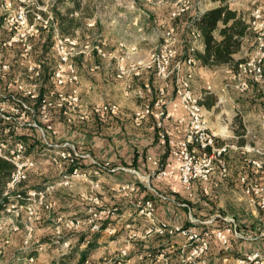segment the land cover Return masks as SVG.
Returning a JSON list of instances; mask_svg holds the SVG:
<instances>
[{
	"label": "built area",
	"instance_id": "built-area-1",
	"mask_svg": "<svg viewBox=\"0 0 264 264\" xmlns=\"http://www.w3.org/2000/svg\"><path fill=\"white\" fill-rule=\"evenodd\" d=\"M15 1L17 2L15 12L4 14L1 20V27L10 31L11 35L0 39V56L2 48L10 49L17 46L16 65L20 66L22 71L17 74L12 73L13 65L0 61V82H4L6 88H13L18 92L5 95L0 89V119L7 123L6 132L8 134L5 139H0V158L12 165L10 178L5 184L3 195L14 192L3 211L8 216V221L0 220V224L14 225V218L20 213H24L27 218L33 220V223L39 222L44 216L50 221L51 242L54 250L59 256H63L69 253L72 247V238L65 236V230L83 231L90 234L106 232L111 235L116 233L115 226L104 224L105 220L117 218L121 210L118 205H103L99 190V179L103 173L112 174L122 170L136 174L140 183L158 201H176L183 206L187 204L177 201L173 195L159 191L153 185V181L166 177H178L189 199L194 196L195 185L199 187L203 196L210 197L212 188L229 177L227 156L232 150H239L245 156V161L250 168L264 174V148L260 146L258 140H247L241 146L230 142H220L208 126L204 105L200 103L201 95L192 88L197 63L194 54L183 62L173 63L177 54V46H174L173 42L178 41L177 37H173L176 34L175 26L172 24L167 26L157 49L147 54L142 62L136 63L131 59L124 42L116 43V50L121 53L107 51L106 42L99 34L89 35L85 43L80 42L75 35H65L59 32L53 22L54 16L50 6L49 11L36 8L34 13L24 0ZM11 5V0H6L4 7ZM184 11L186 10L183 7L178 8V11L173 13V17ZM247 22L249 30L255 34L253 47L244 59L238 61L236 71L230 68L233 73L235 72L232 77V86L240 93L249 90L250 82L264 83V5H260L258 0H251V11ZM38 24L43 29L39 30ZM49 28H52L51 47L56 61L48 78L49 87L40 93V87L43 84L40 79L42 62L33 60L31 40L39 31ZM190 34L197 38L200 36L197 30H192ZM196 46L195 44L191 46V52L197 49ZM80 55L86 57L95 55L99 59L112 57L115 62V78L120 81L138 76L142 71L151 72L162 81L156 91L149 82H145L143 88L135 92L136 97L141 101L133 110L131 123L135 127H140L150 115H153L157 142L166 150L168 158L173 162L171 167H168L160 158L148 156L147 160L152 168L147 174H139L133 168L113 167L109 162H101L89 153H84L81 146L70 141L57 142L49 139V133L53 136L57 135L54 126L46 122L48 112L53 107L61 110L68 123L84 122L92 117L104 119L120 113L119 105L114 102L100 101L90 106L82 104L81 76L75 63V58ZM98 68L96 63L89 66L90 71ZM170 79H173V97H167L168 88L171 86ZM129 87L130 85H126L125 93H129ZM207 89H211L210 86H207ZM152 94H155V99L150 103L148 97ZM27 98L31 102L39 100V117L41 121H45L43 125L33 119L35 110L33 104L26 100ZM170 108H180L184 113L174 114ZM30 115H32L31 118H29ZM260 117L264 129V107ZM24 126H31L38 130L43 142L40 151L41 159L58 168V179L54 183L43 184L40 188L18 191L19 186L27 180L29 172L37 167L36 158L27 153L26 143L13 134V131ZM80 158L88 159L91 164L88 169H82L76 165ZM65 165L71 168L67 169ZM75 180H86L90 186L89 190L80 194L84 205V217L54 213L51 199L54 190L57 187L69 186ZM239 185L250 203L264 215V182L242 175L239 178ZM115 191L118 196L127 200L133 209L132 215L136 216V222H141L139 225L141 227H135V220L126 221L124 224L126 233L123 235L124 245L117 253L97 260L88 257L83 264H130L128 251L132 242L146 241L152 237L161 239L160 246L162 244L176 245V239H179L175 247L177 248L175 260H171L162 249L155 253L147 251L146 255L144 254L152 261L162 264H209L208 254L213 242H216L219 250L223 252L218 261L213 264H264V248L249 250L235 256L227 254L231 250L232 237L262 239L264 229L254 236L248 235L247 237L240 233L236 219H226L218 215L224 221L219 225L214 224V218L201 220L190 213H188V218L191 225L170 223L157 216L153 199L137 196V182L120 183ZM172 193H176V190L173 189ZM28 236L23 240L25 248L32 246L29 242L30 234ZM84 242L89 243L90 239L87 237ZM33 246L42 248V244L38 242H34ZM29 260L32 261L31 264H38L34 256H30Z\"/></svg>",
	"mask_w": 264,
	"mask_h": 264
},
{
	"label": "rangeland",
	"instance_id": "rangeland-1",
	"mask_svg": "<svg viewBox=\"0 0 264 264\" xmlns=\"http://www.w3.org/2000/svg\"><path fill=\"white\" fill-rule=\"evenodd\" d=\"M5 1L6 0H0V14L4 15L14 13L17 2L15 0H11L12 5L5 8ZM24 1L28 4L29 8L33 9L34 13L36 12V8H43L45 11H49L51 4H55V0ZM197 2L198 0H81V6L83 9L73 12L72 14L77 21L76 26L73 28V35L77 36L80 42L85 43L89 35L99 34L102 39L105 40L106 49L110 53H121L116 50V43L122 41L124 42L131 59L136 63L142 62L143 58L147 54L153 53L157 49V46L163 39L162 35L165 33V28L172 24L171 22L174 18L173 13H176L178 8L181 7L185 10H193L194 7H198ZM258 3L260 5H264L263 0H258ZM63 5L64 7L71 6V2ZM38 27L39 30L43 29V27L39 24ZM39 32L37 34H39ZM173 37H177V34H175V36L173 35ZM50 42L52 45V39ZM173 44L174 46H177V43L173 42ZM50 52H54L52 48L49 50V53ZM35 57L36 54L33 49L32 58L34 61L39 62ZM43 62L45 66L50 65V61L48 60ZM75 63L81 76L82 104L90 106L91 104L99 101L114 102L119 105V112L121 114L123 113L124 116L128 115V118L132 116L135 106L141 101L136 97L135 92L138 89L143 88V84L145 82H149L153 85V87H155V91L159 85L162 84V81L157 79L153 73H148L146 71H142L140 75L132 76L126 81L115 80V62L112 57L99 59L95 55H92L91 57L80 55L75 58ZM92 63L98 64L99 68L95 71H90L89 66ZM53 64L54 63L50 66ZM202 70L204 69H198V67L195 69L192 88L196 90L195 92L197 94L201 95V99L213 100L214 105L211 111H208V109L204 106L206 116L211 119L209 120H218L222 122L223 125L227 126L226 128L229 131L233 130L235 135L238 136L237 139H240L239 136L244 133V124H246L251 130V133L246 137V140L251 141L256 139L260 141L259 143L261 146H264V131L261 125L260 117V113L264 105L261 98L256 96V89L252 86L253 82H250V88L248 91L240 93L232 86V77L235 72L233 73L230 68L227 67V70L226 68L217 69L215 73H206ZM21 71L22 69L18 65H14V67H12V73L17 74ZM172 81L173 79L169 80V84L171 86L173 85ZM222 84L225 85L228 90L223 92L224 98L222 101H219L217 99V95H219L218 92ZM126 85H130L128 88L129 93H125L124 88H126ZM207 86H210L211 89H207ZM120 113L118 115H120ZM124 123L127 129L134 128L131 123V118ZM131 135L132 134H130V136ZM253 135L255 137H253ZM100 160L111 159L101 157ZM147 163L148 167L152 168L150 163ZM39 165L42 166V170H45L47 166H53L54 170L58 173V168L46 162V160L39 163ZM44 166L46 167L44 168ZM34 169L35 168L32 170ZM45 173H48V171ZM32 177L33 179L30 181L31 183L41 186L43 185V180H39L37 175H33ZM99 180L100 195L104 197L109 192L107 188H104L107 183H102V179ZM153 185L157 189L163 191L171 187L169 180H164L163 183L162 181L153 182ZM172 186H174V184ZM89 188V183L86 180L78 182L74 181L69 186L58 187V189L51 195V199L53 201V212L56 208L60 212L68 213L70 216H78L81 212V208L84 207L80 194L83 191L89 190ZM194 188H196V185ZM179 190L182 194L180 196L181 202L187 204L184 205V207L189 208L191 205V199H189L184 193L185 190L183 186L182 188L180 187ZM236 190L237 191L235 192L226 194L225 192H221L224 195L221 196V200H218L219 197L217 199L218 201L215 199V204H218L220 207L219 209L215 207L218 211H215L214 214H220L226 219H236L237 216L249 215V212L244 211V207L242 208V204L246 203H244L245 201L243 200L241 194V187V192H239V188H236ZM112 194L115 195L117 193L114 190ZM103 205L112 206L113 203L109 204L103 199ZM255 212L257 214V218L261 217V221L259 220L261 224L260 227L264 228V215L257 209ZM0 215V220L8 221V216L6 214L1 213ZM191 215L193 217L196 216L192 213ZM197 217L209 219L203 215L201 217ZM214 222L220 225L223 224L224 221L220 217L214 215ZM28 227H30V229H28ZM240 233L242 232L240 231ZM29 234V242L32 246L25 248L23 240L26 237H29ZM248 235L250 236V234H246L245 236L248 237ZM98 237V239H100L99 245L101 246V251H106L103 256H112L120 249V241L114 240V242H112L108 234L102 233L99 234ZM50 240L52 241V236L50 237V230L48 229V225H46V221L42 222V220H40L39 222L33 223V220L27 218L24 213H20V215L14 218V225L10 223L0 224V264H31V260L28 262L26 260V252L32 247L35 249L37 248V246H33L34 242L42 244L41 249H36L39 253H42L40 254L41 257L39 259L41 264H59L57 259L58 257L54 252L55 250L53 251L54 245L52 242L51 245L53 249H47L50 247ZM74 244L75 240L73 239L72 247L69 252H72L73 256L74 254L77 256L78 253L84 249V247L78 246V249H75L73 247ZM215 246L217 248L218 245ZM95 248L96 246L94 245L92 247V251ZM43 252L45 253L43 254ZM92 254L93 253L91 252L90 256H92ZM73 256L70 259V264H77V258L79 255L75 259ZM53 259L54 261H52Z\"/></svg>",
	"mask_w": 264,
	"mask_h": 264
},
{
	"label": "trees",
	"instance_id": "trees-1",
	"mask_svg": "<svg viewBox=\"0 0 264 264\" xmlns=\"http://www.w3.org/2000/svg\"><path fill=\"white\" fill-rule=\"evenodd\" d=\"M71 2V6L64 7L63 4H67ZM63 7V8H62ZM83 9L81 6V0H55V4H51V10L53 12L54 20L57 28L59 29V32L61 34H69L73 35V28L76 26V19L72 16L73 12L80 11ZM81 13V12H80ZM2 14H0V39L8 38L11 35V32L3 29L1 27V20H2ZM89 16V15H88ZM248 18L249 16H245L241 11L233 9L230 7L228 3H223L218 6L210 7L203 11L202 13L193 12L192 10H186L182 12L180 15L174 17L172 19V25L175 26L176 34H177V54L173 61V63L177 61L183 62L186 58H188L191 54H194V57L196 58V68L198 69H215L222 65H228L233 71H236L237 63L238 61H241L244 59L245 56H241L237 58L236 56L243 51L244 49L247 51H251L254 41H255V34L253 31L249 30L248 28ZM192 30H197L199 32V37L191 36L190 32ZM52 39V28H49L47 30H42L34 36L31 40L33 44L34 53L36 54V59L39 62H42L43 69L41 72V81L43 82L42 86L40 87V93H43L48 87H49V81L48 78L51 74L52 66H50L52 63H55L56 57L54 52L49 53V50H51V42ZM247 41L245 42V40ZM49 42V43H48ZM202 44V49L198 50L195 49L194 52H191L190 48L193 44ZM1 56L0 61L2 62H9L12 67H14V64L17 63V54H18V47L15 46L10 49H4L1 50ZM50 61L49 66H45L43 61ZM53 61V62H52ZM263 69H264V62H263ZM12 75V73H11ZM253 87L256 89V96L260 97L263 105H264V83H261L259 81H255L252 84ZM153 87V85H152ZM172 87V89L170 88ZM168 90L173 91L174 95V88L173 86H170ZM155 90V87H153ZM0 89L3 90L5 95L9 93H18L16 89H8L5 87L4 82H0ZM209 92V91H208ZM210 93V92H209ZM171 96V91H167V97ZM155 99V94H152L148 97V101L152 103ZM28 102L33 104V108L35 110V114H33V119L37 120V122L41 125L45 123V121H41L39 117V100H33L31 102L28 98L26 99ZM201 104H203L206 108H210L214 102L213 100H205L201 99ZM264 107V106H263ZM32 115L29 116L31 118ZM128 119V115L124 116L123 113L116 116H107L104 119H99L97 117H92L87 121L80 122L75 121L72 123L66 122L65 118L63 117L61 110L53 107L48 112V119L46 122L52 124L54 128L57 130V135L53 136L50 133L48 134V137L51 141H70L71 143L81 146L84 153H89L92 157L95 159L106 162L110 161L111 166H124L128 168L138 169V161L141 160L143 165V169L145 174H147L150 170L149 167H147V157L149 156L146 154L145 150H138L137 145L133 142V136H138L139 134L144 135V130L141 127H135L133 129H127L125 126V123ZM146 122L152 126V135L155 139L156 143V129L154 124V117L153 115H150ZM6 126L7 123L0 119V139H5L7 137L6 132ZM130 130V131H127ZM117 132L116 137L119 141L120 138H125L126 141L130 142L129 145V151H127L128 156H130L129 159L123 160L124 158H117L116 162L111 160H100V157L95 155V152L93 150V139L97 138H112L113 133ZM13 134L18 138L23 140L26 143L27 146V153H35L36 156V162L38 163V166L29 172L28 178L25 182H23L19 188L18 191H24L28 188H40L41 185L33 184L30 181L33 179V175H37V178L39 180H43V184L45 183H54L58 179V173L54 170L53 166H44L48 169V172H51L50 177H45L44 174L47 170H42V166L39 165L41 161L40 151L43 147V142L40 138V134L38 130L31 126H24L19 130L13 131ZM112 134V136H111ZM130 134H132L130 136ZM74 135H77V137H74ZM126 135V136H123ZM129 135V136H128ZM132 144V145H131ZM159 145V144H158ZM162 148V147H161ZM141 149V148H140ZM126 153V151H125ZM162 156H160L161 160L163 162H166V150L162 148ZM159 158V157H157ZM82 169H88L90 167V163L88 159L86 158H80L78 159V163L76 164ZM55 166V165H54ZM67 169L71 168V166L65 165ZM41 169V170H40ZM12 171V165L7 162L6 160L0 158V214L3 213L6 206L9 204L11 197L14 195V192L4 196L3 191L5 188V184L8 182L10 178V174ZM119 172H124L122 170H119ZM34 173V174H33ZM132 177V176H131ZM135 179V182L137 184H140L139 179L136 177L130 178V180ZM166 193V192H164ZM200 196L197 199V202H191L189 208L191 209V213L195 216V218H198L197 216L201 217L202 215L204 217L210 218L212 213L215 212V196L212 195L210 197H205L201 194L199 191ZM137 196H143L146 198H151L155 201V205L157 208L158 204H164L169 203L170 201H158V199L149 191L145 189H138ZM203 197V198H202ZM125 199V198H124ZM181 202V199L179 200ZM182 203V202H181ZM197 204V207L195 206ZM56 205V204H55ZM181 208L184 210H189V208L184 207L181 205ZM217 210V209H216ZM54 213L60 214H67L65 212H60L56 208L54 209ZM200 214V215H199ZM83 215V216H82ZM78 215L80 217H84V214ZM1 216V215H0ZM75 216V217H78ZM209 216V217H208ZM201 220H207L198 218ZM42 222L46 221V225H48V229L50 230V237L52 236V231L50 227V221L46 219L44 216L41 218ZM248 220V219H247ZM237 226L239 228L240 221L238 219V216L236 217ZM245 223L246 227L241 226L242 229H249L250 234L256 235L258 232L263 230L264 228L260 227V222L256 226H254L253 222ZM106 221H104V224ZM182 225L189 226L191 225V222L189 220H186ZM240 229V228H239ZM245 231V232H243ZM242 233L244 235L247 234L246 230H243ZM65 236L72 237V240H75L74 248L78 249V246L81 245L87 237L90 239V243H88L84 249L81 250L80 253H78L79 257L73 256L72 252L67 253L66 255L59 256L53 249L51 245V240L49 242L50 247L47 249H53L55 254L57 255L58 263L59 264H70L71 263V257L77 258V264H83V261L90 257L89 254L91 252L92 247L94 246V242H91L93 240V235L90 233H85L83 231L81 232H72L69 230L64 231ZM158 238V237H157ZM155 238V239H157ZM160 238H158V243L160 244L161 241H159ZM264 242V238L261 239ZM73 248V249H74ZM161 246H152V247H142L140 252H158L160 251ZM263 249V248H260ZM212 251V246L211 249ZM216 250V255L221 256L223 252L221 250ZM45 252H43L44 254ZM42 253H39L35 248H30L26 252V260L28 262V258L30 256H34L37 263H40V257ZM227 254H235L236 252L234 249H231ZM54 261V259L52 260Z\"/></svg>",
	"mask_w": 264,
	"mask_h": 264
},
{
	"label": "crops",
	"instance_id": "crops-1",
	"mask_svg": "<svg viewBox=\"0 0 264 264\" xmlns=\"http://www.w3.org/2000/svg\"><path fill=\"white\" fill-rule=\"evenodd\" d=\"M197 1V0H196ZM198 7H194L193 8V12H198V13H202L203 11H205L206 9L210 8V7H214V6H218L220 4L223 3H228L230 5L231 8L236 9L241 11L245 16H249L250 15V9H251V0H198ZM247 40H245L246 42ZM197 49L201 50L202 49V44H197ZM250 51L247 50H243L241 51L236 57L239 58L241 56H246ZM227 67L230 68L228 65H222L219 66L215 69H207V68H203L206 73H215L217 71V69H221V68H226ZM115 80H117L116 78H114ZM194 82V81H193ZM193 82H192V87H193ZM90 88V86H89ZM172 89V87H170ZM222 88L224 90H222ZM169 89V88H168ZM168 90L169 92L171 91V97H173V91L172 90ZM194 91H196L193 88ZM226 90H228V88L225 87V85L222 84L220 90H219V95H217V99L219 101L223 100V92H226ZM221 92V93H220ZM100 102V101H99ZM214 105V104H213ZM213 105L210 108H207L208 111H211L213 108ZM170 110L174 113V114H183V110L182 109H173L170 108ZM131 118V116H130ZM210 118L207 117V121H208V126L210 127V129L216 134L218 141L220 142H230V143H235L238 146L243 145L244 143H246V137L251 133V130L249 129V127L244 124V133L241 134L239 137L240 139H237L238 136L235 135V133L232 131H229L226 127V125H223L222 122L220 121H210ZM210 121V122H209ZM143 130H144V135L139 134L138 136H133V142L135 145H137L138 150H145L146 154H148L149 156H153V157H163L162 156V148L156 143L155 139L153 138L152 135V126H150L146 121L143 123L142 126H140ZM264 131V129H263ZM112 136V134H111ZM74 137H77V135H74ZM117 136V132L113 133V137L112 138H95L93 139L92 143H93V150L95 152V155H97L98 157H103V158H110L111 161L116 162L117 158L121 157L124 158L123 160H127L130 158V156H128L127 151H129V145L130 142L126 141L125 138H120V141L116 138ZM259 141V140H258ZM260 142V141H259ZM258 142V143H259ZM260 144V143H259ZM261 146V145H260ZM264 148V146H261ZM141 148V149H140ZM126 151V153H125ZM32 156H36V154L30 153ZM168 156H166V164L168 167H171L173 165V162L168 158ZM161 159V158H160ZM43 161H45L44 159H41L40 163H42ZM227 161H228V165H229V177L218 183V185L216 187L212 188V195L215 196L216 200H221V196L224 195L221 192H225L226 193H230V192H235L237 191L236 188H239V192L240 191V185H239V178L242 175H246L248 176L250 179L255 180V181H260V182H264V174L261 172H258L252 168H250V166L247 164V162L245 161V156L241 154V152L239 150H234L231 151L229 153V155L227 156ZM47 162V161H46ZM50 163V162H48ZM52 164V163H50ZM54 165V164H52ZM138 165V169H135L137 172H139V174H145L144 169H143V163L141 160L138 161L137 163ZM119 166V165H118ZM147 167H148V163H147ZM151 168H149L150 170ZM45 170L48 171V169L46 168ZM51 172H48L46 174H44V178L45 177H50ZM136 177V179L138 178L136 174L133 173H128V172H119L116 171L112 174H104V176L102 175V177L100 179H102V183H107L105 184L104 188L108 189V194L105 195L104 197L101 196L102 199L106 200L109 204L113 205H118L120 206V215L117 218H113V219H108L105 220L106 223L108 225H112L116 227V233L115 234H108L109 238H111L112 242H114V240H119L120 241V248L124 245L123 243V235L126 233V229L124 227V224L126 221H133L135 220V227L140 228L141 226V222L137 221L136 216L132 215L133 213V209L130 207V205L128 204L127 200L124 199L121 196H118V194H112V192L115 190V188L117 187V185H119L120 183L126 182V181H135V179L133 178V180H130V178L132 177ZM164 180H169L171 183V187L166 191V194L169 195H173L177 201H179L181 199V192H180V187L182 188L181 183L178 181V177H166L163 178L161 180H154L153 182H160ZM76 182L78 181H85V180H75ZM45 184V183H44ZM174 184V186H172ZM110 187V188H108ZM145 189L147 190L144 185L142 183L138 184V189L141 190ZM197 188V186H196ZM194 188V196L193 198H191V202H197L198 197L200 196L199 193V187L196 189ZM58 187L55 189L57 190ZM175 189L176 193H172V190ZM54 190V191H55ZM161 192H164L163 190L158 189ZM112 191V192H110ZM216 192V193H215ZM185 193V192H184ZM219 193V195H218ZM186 194V193H185ZM243 200L245 201L244 203L246 204H242V208L244 207V211L249 212V215H241L238 216V219L240 221V231L242 232L243 230L247 231V234L249 232V229H242L241 226L246 225L245 223L249 222L248 220H250V222L254 223V226H256V224L258 223L257 221H259V218H257V214L255 212V207L250 203V201L248 200V198L241 192ZM211 195V196H212ZM108 196V197H107ZM187 196V195H186ZM217 200V201H218ZM110 201V202H109ZM197 207V204L195 205ZM215 207L219 209V205L215 204ZM84 208H81V212L79 215L84 214ZM218 209L215 211H218ZM225 210V209H224ZM243 211V210H242ZM189 213L191 214V209H189ZM68 214V213H67ZM156 214L158 217H160L161 219H164L170 223H184L186 220L190 219L188 218V211L184 210L181 208V205L178 204V202H169V203H162V204H158L157 208H156ZM214 215L218 216L220 214H214L210 216L209 219H213ZM83 216V215H82ZM222 216V215H221ZM80 217V216H78ZM248 219V220H247ZM214 224H216L214 222ZM246 227V226H244ZM245 232V231H243ZM106 232H101V233H95L93 236V240L91 242H94V245L96 246L95 249H91V252L93 253L92 256H90V258H92L93 260H97L99 258L104 257V253H106V251H101V246L99 245L100 243V239H98V235L102 234ZM242 235H244L243 233H241ZM253 235V234H250ZM245 236V235H244ZM157 237H152L149 238L146 241L143 240H135L134 242H132V244L130 245L129 251H128V258L130 260V264H162L161 262H156V261H152L151 259H149L146 255L147 252H140L142 247H152L153 245L156 246L158 244V246H160V244L158 243V238L155 239ZM98 239V240H97ZM159 241H161V239H159ZM179 239H176V242H178ZM90 243V242H89ZM97 243V244H96ZM176 245H171L173 247H171L169 244H162L161 249L164 250L166 252V254L169 256V258L171 260H175L176 258V252H177V248H175L177 246ZM88 243L83 242L81 245V247H84L87 245ZM216 242L212 243V251H209V264H213L216 261H218L219 259V255H216ZM100 246V247H99ZM218 248V246H217ZM260 248H264V242L261 239H254V238H236V237H232L231 239V249H234L236 252V255H239L243 252L249 251V250H254V249H260ZM211 249V248H210ZM219 250V248H218ZM108 252V250H107ZM103 253V254H102ZM141 254L143 255V257L141 258ZM145 254V255H144ZM95 255V256H94ZM234 255L235 254H231ZM122 264V263H119Z\"/></svg>",
	"mask_w": 264,
	"mask_h": 264
}]
</instances>
